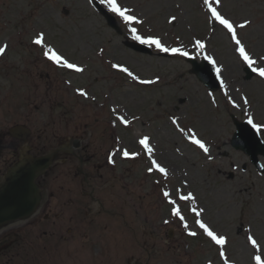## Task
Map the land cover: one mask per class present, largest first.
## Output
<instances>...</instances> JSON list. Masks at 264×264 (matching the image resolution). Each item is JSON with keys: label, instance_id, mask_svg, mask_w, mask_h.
<instances>
[{"label": "rangeland", "instance_id": "1", "mask_svg": "<svg viewBox=\"0 0 264 264\" xmlns=\"http://www.w3.org/2000/svg\"><path fill=\"white\" fill-rule=\"evenodd\" d=\"M93 1L0 0V47L7 45L0 56V131L27 125L38 154L63 138L83 135L84 168L99 201L89 197L91 189L82 175L75 174L77 159L53 166L41 181L47 186L46 198L50 191L58 192L63 215H56L61 210H50L47 220L28 226L26 244L0 253V264H223L219 246L203 235L188 236L178 218L171 216L162 188L192 192L196 206L205 209V222L228 237L229 260L250 264L248 228L264 240V175L248 155L231 146L236 130L231 115L247 119V112L256 122H264V80L246 79L229 36L219 29L213 33L206 23L202 0L124 3L169 47L183 44L191 50L193 38L206 41L209 54L223 67L229 95L241 104L239 109L228 103L222 88L209 91L186 58L128 47L134 41L121 22L117 19L119 33ZM222 7L234 22L252 21L239 36L255 56L264 55V0H222ZM171 16L177 19L170 24ZM40 32L47 44L85 72L60 69L47 60L42 46L33 43ZM110 62L129 67L141 79L159 77V82L141 85L117 73ZM77 89L89 96L82 97ZM242 96L248 97V106L242 104ZM113 107L117 114L138 119L128 128L118 121L113 126ZM173 117L197 132L209 147L208 154L176 131ZM143 135L152 138L157 158L169 167L168 180L156 172L149 174L151 165L143 156L124 159L118 153L113 157L116 163H109L114 146L138 151L135 141ZM6 154L13 162L12 147ZM179 203L189 229L197 230L190 202Z\"/></svg>", "mask_w": 264, "mask_h": 264}, {"label": "snow or ice", "instance_id": "2", "mask_svg": "<svg viewBox=\"0 0 264 264\" xmlns=\"http://www.w3.org/2000/svg\"><path fill=\"white\" fill-rule=\"evenodd\" d=\"M91 2L92 0H90V3ZM99 4L121 22L122 27L125 29L126 36L132 41L148 48L155 49L157 52L183 57L192 62L202 58L203 61L210 66L207 68L209 75L211 76L212 73H215L214 79L219 81V86L223 89V95L227 98L228 103H230L234 108H241V104L237 103L232 96L229 95L228 85L225 83V79L222 75L223 67L218 63V60L214 55L209 54L207 50L208 44L206 41L193 38L191 40V50H189L187 45L183 44L177 47H169L159 34L154 33L150 28H145V20L141 18L133 8L124 3V0H99ZM201 7L205 12L206 23L211 26V31L215 33L219 29L229 36L230 41L233 44V52L237 56L241 67L264 80V55L255 56V54H253L246 47V44L239 36V31L249 27L252 21L250 19H245L243 22H234L233 19L224 13L222 0H202ZM176 19L177 18L175 16H171L168 23L171 24L176 21ZM33 43L42 46L43 56L58 68L70 70L75 73L85 72L84 67L72 62L70 58L62 54L54 46L47 44L45 34L43 32L37 34ZM6 49L7 45L0 47V56L4 55ZM103 53L104 49L101 48L100 54L102 55ZM111 68L117 73L125 74L127 77L131 78L132 81H136L141 85L156 84L159 82V77L155 79H141V77L133 70L119 62L111 63ZM236 91L239 90L237 89ZM77 92L82 97L87 98L89 96V93L83 89H77ZM209 95H211V93ZM92 99L95 98L92 97ZM241 101L243 105H249V99L247 96H242ZM213 103H215L214 98ZM111 113L115 117L112 121L113 126H115L116 121H118L120 125L128 128L136 119H138L135 115L126 118V114H117V109L115 107L111 109ZM245 115L247 116V124L254 130V134L264 133V122H256L247 112H245ZM171 123L175 127L176 131L182 135L189 142V144L195 145L205 154L209 153V147L204 140L198 137L197 132L193 128L186 129L185 127H182L179 122V118L176 117L171 118ZM135 143L139 145L138 151L130 152L128 147L121 148L114 146L113 150L109 154V163H116L113 157H115L118 153L124 159L134 160L143 156L150 162L151 166L146 170L149 174L156 172L160 174L164 180H168L170 176L169 167L166 166L162 160L157 158V149L152 144V138L149 135H143L142 137H139ZM209 159H211L210 156ZM155 183L159 185L160 180H156ZM184 184L186 185L187 181H185ZM173 195H175V198H173ZM162 197L169 205H171V216L178 218L188 236L199 238L200 235H203L208 238L212 244L219 246L218 255L222 259L223 264H233V262L229 260L228 254L225 251L226 246L229 244L228 237L219 233L210 222H205V219L203 218L205 209L196 206L197 197L192 192L185 194L183 188H177L175 193H173L162 188ZM178 201L190 202L191 206L188 210L194 214V224L197 230L189 229V224L185 216L182 214L181 205ZM164 223H169V221L165 220ZM248 232L249 234L246 236V241L251 248L250 264H264V240H261L257 236L251 234V228H248ZM208 264H212V262L209 261Z\"/></svg>", "mask_w": 264, "mask_h": 264}, {"label": "water", "instance_id": "3", "mask_svg": "<svg viewBox=\"0 0 264 264\" xmlns=\"http://www.w3.org/2000/svg\"><path fill=\"white\" fill-rule=\"evenodd\" d=\"M103 14L107 17L109 23L117 27L115 19L102 9ZM139 51H148L145 47L132 45ZM192 72L203 81L208 87L215 88L218 86L217 80L214 79L215 74L210 76L207 68L210 67L206 62H192ZM248 78L252 73L248 71ZM22 132L25 136L29 133L28 130L22 128L16 129ZM236 149H241L251 156L252 161L256 166L264 172V167L259 162L258 156L264 155V143L257 133L247 123H237V131L231 141ZM74 145L78 147L77 141ZM60 150L52 151L50 154L37 157L25 158L15 164L2 178L0 185V226L16 219H22L30 216L38 206L41 194L40 189L36 184V178L40 173L45 171L51 164V160L55 153Z\"/></svg>", "mask_w": 264, "mask_h": 264}, {"label": "flooded vegetation", "instance_id": "4", "mask_svg": "<svg viewBox=\"0 0 264 264\" xmlns=\"http://www.w3.org/2000/svg\"><path fill=\"white\" fill-rule=\"evenodd\" d=\"M46 77H49V76H46ZM7 140L8 141H6L5 134L0 131V173L8 165L7 164L8 163L7 162L8 157L6 155V150L9 149L11 147V145L16 147L17 142H19L17 139L11 138V137H10V139H7ZM6 142H7V144H6ZM82 151H84V150H82ZM72 158H75V157L70 156V155H64V157H62V161H60V162L64 165H66L69 161L72 160ZM54 197H55L54 195L50 196V199L45 203V205L43 207L44 211L60 207L59 205H61V203H59V202H55L56 205L52 206L53 205L52 202H53ZM11 231L12 230L5 231L2 235H0V237L9 234ZM13 244H16V241H11L9 247H11Z\"/></svg>", "mask_w": 264, "mask_h": 264}, {"label": "bare ground", "instance_id": "5", "mask_svg": "<svg viewBox=\"0 0 264 264\" xmlns=\"http://www.w3.org/2000/svg\"><path fill=\"white\" fill-rule=\"evenodd\" d=\"M223 75V74H222ZM224 79H225V76L223 75ZM225 83H226V79H225Z\"/></svg>", "mask_w": 264, "mask_h": 264}]
</instances>
